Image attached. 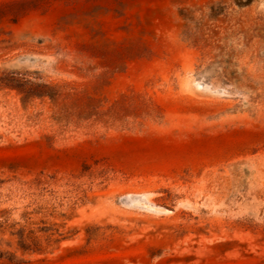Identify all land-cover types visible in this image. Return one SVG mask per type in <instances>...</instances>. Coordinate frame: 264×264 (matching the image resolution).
I'll list each match as a JSON object with an SVG mask.
<instances>
[{
  "label": "rangeland",
  "instance_id": "374dc122",
  "mask_svg": "<svg viewBox=\"0 0 264 264\" xmlns=\"http://www.w3.org/2000/svg\"><path fill=\"white\" fill-rule=\"evenodd\" d=\"M0 264H264V0H0Z\"/></svg>",
  "mask_w": 264,
  "mask_h": 264
}]
</instances>
